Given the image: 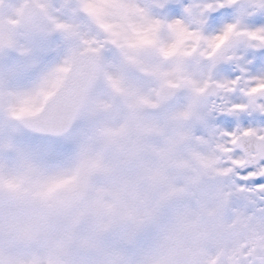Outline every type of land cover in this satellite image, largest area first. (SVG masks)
I'll return each instance as SVG.
<instances>
[{
	"label": "rangeland",
	"instance_id": "rangeland-1",
	"mask_svg": "<svg viewBox=\"0 0 264 264\" xmlns=\"http://www.w3.org/2000/svg\"><path fill=\"white\" fill-rule=\"evenodd\" d=\"M167 1L174 2V0H74L72 2L68 0H20V8L16 13L17 19L8 20L7 23L12 29L17 28L24 17V6L29 2H33L40 10L37 15L50 26V31L45 37L52 33L53 35L58 33L59 37H65L70 43H73L72 37L76 40L78 38L82 47L78 48L77 52L94 50L100 53L103 66L97 76V84L93 88V92L99 94V98L94 101V104L95 106H102L105 115H107V107L103 105L101 98L106 99L105 101H108V104L111 105V99L115 91L120 94V99H124L125 94L129 95L128 90L132 79L140 75L138 73L130 76L129 67L135 68V65H138L139 69L143 70L148 66L146 63L148 56L141 57L140 55L144 56L147 52H152L154 48L156 54L159 52L158 46L165 43V40L161 37L166 36L168 27L169 29L172 27L169 19L174 18L179 23L189 26L195 21L192 20L193 17L190 18V15L187 14L186 7L178 18L158 15L154 8L163 9L161 7L168 3ZM197 1L200 4L204 2V0ZM203 4L206 5L207 3ZM155 5L158 6L155 7ZM121 25L124 26L123 31L120 29ZM192 39L193 43L188 45L191 50L196 47V44H194L196 37H192ZM106 41L110 44L109 47L104 46L103 43ZM111 45L116 48L113 49ZM30 46L27 45L25 40L22 41L18 36L14 37L10 32H6L0 27V192L8 191L14 194L19 192V186L26 175L29 174L30 169H39L48 178V186L40 191L39 198L46 207L51 209L55 222L65 225L67 229L72 219L82 218V223L77 220V224L82 227L85 222L83 221V214L80 213L77 218L74 212L82 210L87 215H96L100 212L107 213L106 193L114 177L117 173L120 175L129 174L130 168L142 174L143 164L149 160L144 154L146 150H150V162L158 161L154 150L155 146L145 138L147 134L141 132L139 134L132 133V138L137 139L140 146H133V141L132 151L125 152L124 155L116 149L118 147L121 151L124 150V148H121L125 146L124 143L115 144L110 139L103 142V138L98 139L96 143L93 139H90V154L96 158V162L100 163L87 161L86 166H84L90 168L93 173L88 197L84 202L74 207L65 210L58 209L55 205V194L57 195L61 190L69 189L68 185L74 181L75 174H80L81 169L84 167L80 166L82 163L79 162L80 160L78 161L79 157L74 156L68 160L60 161L55 156L57 148H52V142H56L60 146L63 138L51 140L33 136L23 131L18 126L17 120L19 117L37 113L43 105H40L42 98L46 100L58 90L74 53H72V50H68L62 42H56L53 43V47L50 49V58L41 57L34 55ZM23 50L25 51L23 52ZM158 54L163 55L162 53ZM30 56L32 58H29ZM29 61L31 62L27 64ZM31 64L33 65L28 69L27 65ZM15 66L22 67V74L17 75V77L22 78L20 83L16 82L17 71H15ZM55 70L61 72L58 83L53 79L51 83L47 84L44 82L31 84L28 80V77L33 79L40 75L41 80L48 72H54ZM22 82H26V84ZM135 82L138 86L143 85L141 80H135ZM204 83L206 84L205 80L200 83L198 88ZM49 89L51 90L47 91ZM44 90L45 93L42 94ZM179 109L180 125L186 134L182 135L179 141H175L179 144L178 160H187L191 163L190 160L192 159L194 166L186 167L184 164H180L177 169L178 171L181 170L180 173H184V175H179V183L166 185V183L160 182L159 185L169 187L167 188L169 189L168 192L165 193L166 196H190L186 201L180 203V207L176 212L179 213L177 223L180 225V237L182 243L183 241L185 244L193 242L189 246L194 255L193 264H206L210 258H214L216 255L219 256L218 251L209 254L214 243L211 238L213 234L211 229L216 225V220L220 221L216 225V229L219 231L216 238L219 243L221 233L224 244L226 234L223 229L232 225L233 219L229 218L226 219V222H222L219 217L215 216L216 213L213 206H211L212 203L208 200L207 183L212 181L217 186L221 185L222 182L218 180V177H211L218 174V169L211 170L207 155L200 153L195 146L192 147V139L189 134L190 128L186 130L185 127L186 118L194 115V113H191L189 102L182 99ZM116 112L119 111L116 110ZM129 119L132 124L138 122V118L134 116ZM124 127L123 124L122 128ZM107 145L114 146L112 150H115L114 152L119 156L118 159H110L109 155H102L104 149L106 148L105 151L108 149V147H105ZM22 150H30L32 153L30 155L27 153L20 154ZM60 150L63 149L60 148ZM100 156H104V158L100 160L98 158ZM125 158L132 160V164L128 167H125L122 163ZM72 161L78 162L77 165L71 164ZM185 178L186 181H182ZM53 189L59 191H55L56 193L51 197L50 193ZM144 189L138 198L139 208L142 203L150 198V196H146L149 189L147 184L144 185ZM37 191L39 190L33 189V195ZM199 192H202L201 199L198 195ZM197 197L200 200L195 202L194 199ZM148 210L151 211L149 208ZM200 212H204L210 218V224L202 226L201 231L200 224L204 225V223L199 217ZM135 214L136 216L133 215L134 219H138L139 212L137 211ZM85 217L88 220L86 215ZM44 218L45 216L31 214L22 216L14 222L11 234L7 239H5L3 230L0 229V261L5 259L2 250L5 244L15 247L18 244L30 242L42 230L40 225H44ZM136 222L138 221L132 219L133 224ZM117 223L119 224V222ZM48 224L49 222L45 226ZM111 227H116V224L97 223L95 225L96 231L100 233L105 231L114 232ZM127 239L128 236L117 240L119 242ZM221 258L224 259V256Z\"/></svg>",
	"mask_w": 264,
	"mask_h": 264
},
{
	"label": "snow or ice",
	"instance_id": "snow-or-ice-1",
	"mask_svg": "<svg viewBox=\"0 0 264 264\" xmlns=\"http://www.w3.org/2000/svg\"><path fill=\"white\" fill-rule=\"evenodd\" d=\"M186 6H192L189 0H174L163 14L178 17ZM201 19L206 21L204 33H218L239 19L237 30L264 34V0L233 6L215 0ZM258 85H264V46L239 43L214 58L206 81L204 123L197 134L212 141L219 153L218 175L225 178L220 188L239 228L225 237L220 264H264V139L243 136L249 130L264 136V92L252 95Z\"/></svg>",
	"mask_w": 264,
	"mask_h": 264
},
{
	"label": "clouds",
	"instance_id": "clouds-1",
	"mask_svg": "<svg viewBox=\"0 0 264 264\" xmlns=\"http://www.w3.org/2000/svg\"><path fill=\"white\" fill-rule=\"evenodd\" d=\"M19 8L20 0H0V27L22 41H42L50 31V26L39 15L26 12L17 28L9 26L7 21L17 19ZM204 109L203 96L196 101L195 111L205 116ZM207 158L211 170L218 169L219 153L212 141L207 143ZM122 163L128 167L132 160L125 158ZM224 179L218 177L221 182ZM147 183V177L134 169L130 168L127 175L117 173L106 193V204L111 212H100L89 217L83 227L73 229L69 236L65 227L55 223L51 209L38 198L40 191L47 186L48 178L39 169L31 168L21 182L19 192H0V229L7 239L14 222L27 214L49 217L50 222L28 243L15 247L5 244L2 249L5 259L0 264H188L186 253L174 248L166 236L153 247L129 249L122 247L113 235L96 231L97 223L112 225L131 220L139 209L138 198ZM68 188L70 192L79 191L83 194L86 189L83 175L75 174L74 181L69 183ZM33 189L39 191L33 195ZM223 231L229 236L239 231V228L232 224ZM191 243L193 242H188L185 246L188 247ZM117 256L120 258L118 261L114 259Z\"/></svg>",
	"mask_w": 264,
	"mask_h": 264
},
{
	"label": "bare ground",
	"instance_id": "bare-ground-1",
	"mask_svg": "<svg viewBox=\"0 0 264 264\" xmlns=\"http://www.w3.org/2000/svg\"><path fill=\"white\" fill-rule=\"evenodd\" d=\"M64 40L66 41V39H64ZM28 41H30V40H28ZM30 42H32V41H30ZM39 45H40V42H39ZM48 51H49L48 48H43V50L41 52V56H43ZM15 71H17L16 82L20 83L22 78L17 77V75L22 74V67L21 66H18V67L15 66ZM40 77H41V75L39 77H36L33 79H30L28 77V80L31 84H35L37 81L40 80ZM22 83L26 84V82H22ZM21 152H22V154L27 153L28 155H30L32 153L30 150H22ZM62 154H63L62 158H65L66 160H68L70 158V157H67L64 152H62ZM161 160L166 162V166L164 169L150 165V166H147L143 171V175L146 176L147 180L150 181L154 185V187H152V191H156L158 194L165 193L164 190L166 188H169L168 186L165 187V185H159L160 182H162V183L178 182V181H180L179 175H181V176L184 175V173H180V172L176 171L177 166L175 164H173L169 161H166L163 158H161ZM60 161H63V160H60ZM148 175L150 176V178L148 177ZM155 182L159 186H156Z\"/></svg>",
	"mask_w": 264,
	"mask_h": 264
}]
</instances>
